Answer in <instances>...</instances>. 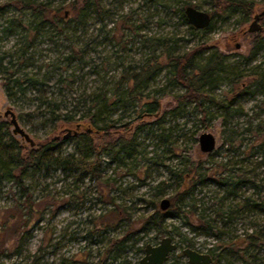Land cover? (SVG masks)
<instances>
[{"label": "rangeland", "instance_id": "rangeland-1", "mask_svg": "<svg viewBox=\"0 0 264 264\" xmlns=\"http://www.w3.org/2000/svg\"><path fill=\"white\" fill-rule=\"evenodd\" d=\"M5 1L0 0V4ZM51 1L54 7H63L61 15H64L65 11L71 10L74 0ZM246 1L254 7L249 16L238 8H228L222 0H102L103 10L98 12L93 8L95 12L85 24L75 25L71 22L67 25L66 21L70 20L68 17L65 21L45 26L38 34L35 46L30 48L26 62L20 60V49L31 13L29 10L21 12L8 7L5 13L0 14V56L5 53L11 57L13 64H7L6 60L5 66H0V122L5 123L15 139L25 147L31 146L20 135L13 133L11 117L4 115L8 109L15 113L20 126L36 143L56 134L63 137L73 127L60 131L59 122L52 120L45 106H41L37 88L25 78L43 82L48 97L56 99L61 108L65 109L66 105L71 108L70 103L83 92L110 89L125 67L136 65L150 56V48L147 50L143 43L146 37L170 39L175 55H183L207 44V53L216 50L221 52L230 64H241L247 75L257 70L264 72V46L249 59L257 50V39L262 40L264 45V0ZM184 6H194L209 12L212 27L204 31L190 30L180 17ZM256 14L260 15L258 22L262 29L249 32ZM125 18L129 22H125ZM20 23L23 28L19 27ZM7 27L12 32H7ZM60 31L63 32L62 36H59ZM238 44L240 47H237ZM73 48H85L87 55L83 61L67 66L64 59ZM6 65L9 71L5 69ZM94 70L97 72L94 73ZM10 71L22 77L21 87L25 89L22 92L19 86L14 85L12 97L5 90ZM71 74L74 77L66 80ZM60 77L65 80L60 82ZM249 79L250 83L254 81L252 76ZM38 87L41 88V84ZM235 89L237 87L223 80L212 94L219 101L232 97ZM262 89L261 93L240 99L236 107L242 105V113L234 109L224 113L215 101L207 100L203 104L207 115L194 103L182 106L174 113L178 104L176 97L182 95L185 88L175 81L169 67H165L148 90L149 101L158 99L160 102L159 114L138 118L141 104L136 101L125 109L120 107L114 115L115 119L130 122L132 127L128 132L120 130L113 133L112 137H133L137 151L143 154H139L136 159H128L126 166L110 163L106 152L101 156V180H115L114 186L107 188L104 194L108 192L116 197L118 204L133 207L130 210L133 219L142 217L136 227H141L148 215L156 210L151 201H157V208L161 209V201L164 198L171 199L179 182L193 190L197 211L201 213L206 208L207 219H219L217 211L235 203L232 197L224 199L227 190L218 185L228 174L233 177L240 175L250 181L239 189L240 197L236 203H242L245 197L264 201V149L253 155L249 150V145L255 138L258 139L259 130L263 129L264 132V86ZM223 114L228 115L227 125H224ZM142 124L146 125L145 128L137 130L138 125ZM203 133H211L216 137V146L211 152L205 153L200 148L199 137ZM161 135L169 136V142L165 143ZM105 138L104 134L95 136V140L103 144ZM74 144V139L68 140L69 151L74 150ZM172 171L183 180H177ZM76 178L77 174L74 173L67 179L57 173L49 179V188L59 204L57 214L51 216L48 212L42 219L35 218L29 230L30 235L25 239L23 252L2 257V264H86L91 261V249L96 256L97 246L84 236L92 226L90 215L98 216L109 207L99 200L102 187L98 181L86 178L82 183L77 182ZM40 188L38 186L34 192L36 200L42 197ZM83 191H87V194L83 195ZM77 195L86 197V201L73 200ZM15 197H19V193L14 182H3L0 185V211L12 204ZM186 202L191 204L192 200L186 199ZM222 202L224 207L221 208ZM181 204L177 203L176 208ZM182 207V218H167L164 223L152 225L148 231L137 234L135 239L139 240L138 244L128 251V259L132 264H138L145 255V251L137 249L138 246L145 247L148 243L157 245L163 237H172L178 245L165 264H182V261H186L183 249L188 246L204 253H210L209 250L214 248L216 254L224 257L218 264H226L229 260L236 264H247L236 251L247 247L245 238L253 231H264V213L242 210L226 226L220 218L222 222L218 226L226 234L224 240H219L204 234L202 229L194 230L190 223L194 227L202 225L197 221L198 214L193 213L191 206ZM15 247L16 244L4 246L6 252L13 251ZM254 252L264 260V245H258Z\"/></svg>", "mask_w": 264, "mask_h": 264}, {"label": "trees", "instance_id": "trees-1", "mask_svg": "<svg viewBox=\"0 0 264 264\" xmlns=\"http://www.w3.org/2000/svg\"><path fill=\"white\" fill-rule=\"evenodd\" d=\"M222 1L225 2L224 4L228 8L229 6L238 8L246 16H249L254 9L253 5L246 0ZM101 2L102 0H74L71 4V10L65 11L64 15H61L63 7H54L51 0H6L3 4H0V14L5 13L8 7L16 8L21 12L24 10L30 11L29 25L28 28H25L26 33L23 36V45L20 49V60L26 62L29 59L30 48L35 46L38 34L45 26H52L57 21H65L68 17H70V20L66 21L67 25H70L71 22L75 25L85 24V21L95 12L92 10L93 8L98 12L103 10ZM184 8L185 6L181 9L180 15L183 24L187 25L192 31L199 30L189 23ZM127 19L123 20L129 22ZM19 27L23 28V24L20 23ZM211 27L212 23L209 27L200 30H208ZM7 32H12V29L7 27ZM60 33L59 36H62L63 32L60 31ZM65 36L68 37V35ZM170 41L168 38H144L143 43L147 50L150 48V56H146L136 65L125 67L123 73L110 89H99V91L95 90L89 93L83 92L78 99L70 103L71 108L67 105L65 109L61 108V104L56 99L48 97L46 90L43 89V82L31 77L25 78L37 88L41 106H45V110L50 114L52 120L59 122L60 131L67 127L75 128L78 125L82 126V129L79 134L72 137H61L56 134L42 139L38 143L35 142L34 146L25 147L15 139L6 124L0 122V185L3 182L12 181L18 188L19 193V197H15L12 204L0 211V260L4 256L18 255L23 252L25 239L30 235L29 230L37 218H44V215L48 212L51 213V216L57 214L59 204L49 188L51 186L49 179L57 173H60L64 179H67L70 174H77L76 181L82 183L86 178L98 181L101 184L99 186L102 187L99 190L102 196L99 200H102L109 207L98 216L92 217L90 215L92 226L88 228L84 238H90L97 249L96 256L93 255L92 249L90 250L91 261L89 260L90 262L86 264H113L115 262H118V264H132L128 259V251L138 244L139 240L135 239L137 234L148 231L152 228V225L164 223L167 218H182V206L185 205L191 206L193 213L198 214V223H202L199 227H194L190 223L191 227L194 230L202 229L204 234L215 236L219 240H224L226 234V231L218 226V223L222 222L221 219L224 221L223 225L226 226L242 210L248 209L249 211L264 213V201H254L250 197H245L242 203H236V200L240 197L239 189L250 182L240 175L233 177L228 174L218 183L220 187L227 190L224 199L232 197L235 201L234 204L225 205V207L224 203H221V208L224 207V209L217 211L219 219H207L206 208L201 213L197 211L196 200L193 197L194 192L190 187L183 186V182H179L177 185L176 193L172 195L171 205L167 210L157 208V201H151V204L156 206V210L148 215L141 227L135 226L141 222L140 218L142 217L133 219V214L130 211L133 208L132 206L124 203L118 204L116 197L108 192L104 194L107 188L114 186L115 180L111 178H107L105 181L101 180L103 171L101 156L106 152L109 155L110 163L126 166L128 159H136L139 154H143L142 151H137V143L132 139L133 137L121 136L116 139L112 137L113 133L120 130L128 132L132 127L130 122H123L121 118L115 119L114 115L120 107L125 109L136 101L141 104L138 118L159 114L160 102L158 99L149 101L148 90L152 81L164 71L165 67H169V71L175 76V81L185 88V92L176 97L178 104L176 109L173 110L174 113L180 107H186L194 103L204 115H207L203 107L206 100L215 101L224 113H229L233 109V111L242 113L244 112L243 106L239 104L236 107L240 99L263 92V71L257 70L247 75L241 68V64H230L221 52L216 50L207 53V44H202L183 55H175L170 46ZM255 46L257 50L250 55L249 59H252L256 51L264 46L262 40L257 39ZM86 53L85 48H73L70 54L65 57L64 62L67 63V66H71L76 61H83L86 58ZM162 55L165 56L164 59ZM7 57L8 59H6ZM5 61L12 66L11 57L4 53L0 56V66H5ZM6 68L8 70L9 66L6 65ZM93 72L97 71L94 70ZM9 73L5 90L12 97L14 85L19 86L22 92L25 89L21 87L23 85L22 77L15 76L12 71ZM250 76L254 77V81L251 83L249 82ZM72 77H74V74L69 75L66 80H70ZM64 80L62 77L59 78L60 82ZM223 80L229 81L234 88L237 87V90L235 89V94L232 97H225L217 101L212 94L213 89H216ZM11 82L13 83L12 86H10ZM38 84H41V88L38 87ZM252 87L254 88L252 89ZM73 102L74 104H72ZM223 115L224 125H227L228 115ZM145 126L144 124L138 125L137 130H141ZM259 131L258 139L255 138V141L249 145L251 155L264 149V132L263 129ZM98 134L105 135L104 144L95 140V136ZM161 136H163L165 143L169 142V136ZM71 139L75 140L73 151H69L67 148L68 140ZM171 173L176 176L177 180H183L176 172L172 171ZM200 180L203 182L202 179ZM34 181L36 184H34ZM38 186H41L42 197L36 200L34 192H36ZM161 192L163 193V190ZM82 193L83 195L87 194V191ZM186 199L192 200V203H185ZM73 200L85 202L86 197L82 198L77 195ZM140 200L147 201L146 199ZM173 200L174 204H172ZM177 203L182 204L176 208ZM212 221L216 224H213ZM184 239H181V242H184ZM245 241L247 247L236 251L240 258H243L247 264H264L263 258L254 252L258 245H264V231H253L245 238ZM6 244H16V247L13 251L8 252L7 250V253L4 248ZM137 249L144 251L143 246H138ZM215 251L214 248L209 250L211 255L220 262L224 257L216 254ZM226 251L224 250V252ZM125 254L126 257H123ZM67 260L63 259V261ZM0 264H2L1 261ZM70 264L72 263L70 262ZM182 264L190 263L186 260L182 261ZM226 264L236 263L229 260Z\"/></svg>", "mask_w": 264, "mask_h": 264}, {"label": "water", "instance_id": "water-1", "mask_svg": "<svg viewBox=\"0 0 264 264\" xmlns=\"http://www.w3.org/2000/svg\"><path fill=\"white\" fill-rule=\"evenodd\" d=\"M185 14L190 24L197 29H205L212 23V16L209 12L196 8L194 6H187L185 8ZM260 15L254 16V21L249 27V32H257L262 29L259 24ZM240 47V44L237 45ZM5 117H11V124L13 125V133L20 135L24 140L30 143L31 146L35 145V141L30 135L20 126L15 113L8 109L4 113ZM80 128V125L77 126ZM76 133V132H75ZM71 134V130L68 131L64 137H68ZM200 148L203 152L208 153L215 149L216 137L211 133H203L199 137ZM170 206V200L164 198L161 201V209L167 210ZM178 248L177 243L174 242L172 237H163L159 244L153 245L148 243L144 247L145 255L139 260L138 264H165L169 259L172 252ZM183 255L187 258L190 264H215L214 258L211 253L201 252L191 247L183 249Z\"/></svg>", "mask_w": 264, "mask_h": 264}, {"label": "flooded vegetation", "instance_id": "flooded-vegetation-1", "mask_svg": "<svg viewBox=\"0 0 264 264\" xmlns=\"http://www.w3.org/2000/svg\"><path fill=\"white\" fill-rule=\"evenodd\" d=\"M82 129V126L80 127V128H78L77 126L75 127V128H73V129H71V134H69L68 135V137H72V136H75V135H77V134H79V132H81L80 130ZM76 132V133H75ZM67 137V138H68ZM213 258H214V263L215 264H218V261H217V259L213 256Z\"/></svg>", "mask_w": 264, "mask_h": 264}]
</instances>
